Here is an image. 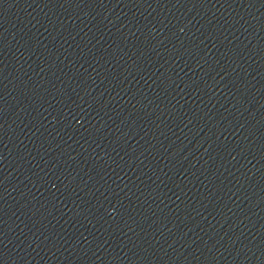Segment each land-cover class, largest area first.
Instances as JSON below:
<instances>
[{
    "label": "water",
    "instance_id": "water-1",
    "mask_svg": "<svg viewBox=\"0 0 264 264\" xmlns=\"http://www.w3.org/2000/svg\"><path fill=\"white\" fill-rule=\"evenodd\" d=\"M0 264H264V0H0Z\"/></svg>",
    "mask_w": 264,
    "mask_h": 264
}]
</instances>
